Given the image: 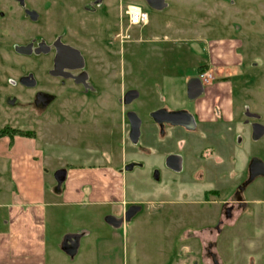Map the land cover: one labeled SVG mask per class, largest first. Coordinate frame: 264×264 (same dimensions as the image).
<instances>
[{
  "label": "rangeland",
  "instance_id": "obj_1",
  "mask_svg": "<svg viewBox=\"0 0 264 264\" xmlns=\"http://www.w3.org/2000/svg\"><path fill=\"white\" fill-rule=\"evenodd\" d=\"M65 1L67 5L59 17L75 25L74 42L80 45L81 38L76 39L78 28L88 29L95 19V28L103 31L119 13L113 3L140 6L147 13V24L130 26L126 33L128 40L125 38L127 41L118 49L116 65L95 74L99 95L88 93L59 101L49 113L51 122L42 120L37 126L0 114V128L9 124L34 129L41 146L53 134L56 142L51 150L59 159L50 161L52 167L62 164L59 168L65 170L66 164L79 166L93 161L92 150L102 155L103 149L110 153L112 140L119 134L116 126L122 111L135 112L141 120L139 139L132 143L124 132L122 150H126V161H139L143 167L123 170L121 182L116 179L114 183L116 192L122 187L128 207L132 202L139 206L138 212L124 222L128 264H134L132 255L143 253L157 260L159 248L165 255L163 264H175L176 259H185L187 264H212L206 255L209 241L215 242L213 251L220 264H264V177L256 178L246 187L244 197L250 203L241 215L216 230V226L213 228L217 219L216 201L224 197L203 196L204 190L212 188L215 181L166 172L161 165L164 143L156 146L152 143L157 148L155 155H148L146 150L137 151L136 155L128 153L129 148L147 149L149 112L156 106L162 90L179 100L186 81L196 75L199 66L208 63L209 43L234 39V50L227 49L231 51L229 61H238L233 53L238 52L241 57L237 66L240 72L230 74H233L234 142L228 153L220 145L217 149L222 158L231 157L236 184L243 179L241 175L249 159L257 157L264 161V137L253 140L238 125L244 112L254 114L255 120L264 123V0H164L166 6L160 9L143 4L142 0H103L104 10L101 8L96 18L82 9L90 0ZM163 78L166 79L162 81ZM164 83L165 89L161 87ZM130 86H136L141 94L130 104L121 105L120 89ZM169 107L173 104L169 103ZM66 116L71 117L67 120ZM123 125L126 130L124 113ZM105 163L118 172L121 170L117 157L111 161L106 157ZM157 166L160 180L151 175ZM89 207L90 222L101 220L95 214H102L105 209ZM138 241L142 248L139 251Z\"/></svg>",
  "mask_w": 264,
  "mask_h": 264
},
{
  "label": "flooded vegetation",
  "instance_id": "obj_2",
  "mask_svg": "<svg viewBox=\"0 0 264 264\" xmlns=\"http://www.w3.org/2000/svg\"><path fill=\"white\" fill-rule=\"evenodd\" d=\"M89 2L82 5V9L89 15L95 16L105 6L103 0ZM142 2L148 5L145 0ZM113 4L114 10H118L119 13L114 15L112 22L105 25L103 31L95 28V19L91 21L92 26L88 29L78 28L79 36L76 39L81 38L80 45L74 42L75 25L72 22H63L62 17H59L67 5L65 0H0V114L13 120L23 119L26 123L37 126L42 120H45V123L51 122L52 116L49 113L59 101L88 93L97 92L96 95H99L101 90L96 88L94 76L97 72L116 65L118 49L128 40L126 33L130 27L121 16L122 4L119 6ZM99 16L103 17L104 14ZM125 38L127 40H124ZM231 72L238 74L240 70L231 69ZM230 74L221 76L218 69L208 62L199 66L196 75L186 81L179 100L171 96L170 92L162 90L156 106L153 105L149 112L147 149L136 147L128 150L130 155H136L137 151L142 150H146L148 155H155L157 148L155 149L152 143L155 146L164 143L161 165L166 172L187 174L189 179L197 177L215 181L212 188L204 190L203 196L212 195L217 199L224 197L216 201L217 219L213 226V228L216 226L214 228L216 230L224 224H229L235 216L239 217L247 207V199L244 197L247 186L243 191H239L238 188L247 177L250 159L244 166L241 175L244 176L243 179L236 184L231 157L222 158L217 149L220 145L228 153L234 142L235 114L231 83L233 74ZM192 78H198L202 85L201 94L194 99H190L188 92V81ZM164 79L166 78L162 81ZM161 87L165 89L166 83ZM192 91L193 87L190 89V92ZM129 92H136L137 97L141 94L136 86L121 88L119 94L121 105H128L123 101ZM201 99L208 100L204 120L200 119L197 110ZM219 100L229 106L225 109ZM168 102L170 105L173 104V107H169ZM160 110L186 111L193 117L195 126L191 129L183 125H173L165 120L157 121L153 114ZM123 113L127 120V112L122 111L121 116ZM243 115V120L238 125L252 138V126L254 124L264 126V123L255 120V115L249 112H244ZM70 117L66 116L67 120ZM117 126L119 134H115L112 140L114 149L111 146L110 153L107 154L105 149L101 152L110 161L121 157L123 133L127 132L129 137L128 120L126 130H122L121 119ZM15 130L26 133L22 135L36 133L34 129H22L9 124H4L0 128V133L13 135L17 133ZM263 137L264 134L258 139ZM92 151L93 160L100 155L106 160L99 151ZM127 167H130L128 169L130 171L134 167H143V164L129 160L124 163L122 171H126ZM159 167H155L156 171L153 170L151 173L155 180H160ZM213 248L215 242L209 241L206 247L207 256L209 250L214 252Z\"/></svg>",
  "mask_w": 264,
  "mask_h": 264
},
{
  "label": "crops",
  "instance_id": "obj_3",
  "mask_svg": "<svg viewBox=\"0 0 264 264\" xmlns=\"http://www.w3.org/2000/svg\"><path fill=\"white\" fill-rule=\"evenodd\" d=\"M234 41L222 39L209 43L208 62L221 76L230 74L240 63L238 52L233 53L238 61L228 59L231 51L227 49L234 50ZM219 102L224 108L225 104L226 108L229 106ZM207 104L208 100L201 99L197 107L202 120L207 115ZM121 123L124 131L123 115ZM37 136V132L34 135L0 133V264H128L123 216L129 203L122 187L116 192L114 186L116 179L122 180L126 150L121 153L119 172L109 167L101 155L85 165L66 164L65 181L57 188L54 173L63 165L52 167L50 161L56 157L51 150L55 137L49 135L43 148ZM89 206L105 209L102 214H95L101 220L90 222ZM107 217L120 224H109ZM68 235L77 236V248L72 256L62 250ZM136 247L138 251L142 249L139 241ZM157 254V260L143 253L132 255L131 261L163 264L165 255L161 248ZM174 263L187 264L185 259H176Z\"/></svg>",
  "mask_w": 264,
  "mask_h": 264
},
{
  "label": "water",
  "instance_id": "obj_4",
  "mask_svg": "<svg viewBox=\"0 0 264 264\" xmlns=\"http://www.w3.org/2000/svg\"><path fill=\"white\" fill-rule=\"evenodd\" d=\"M145 1L148 3V5L156 9H160L166 6L164 0H145ZM191 87H193V91H192L193 93L190 92ZM188 92L190 99H194L201 94L202 85L198 78H192L188 81ZM135 98H137V93L129 92L125 96L123 103L129 104ZM153 116L157 121L165 120L171 122V124L173 125H183L191 129L194 128L195 126L193 117L186 111L165 112L163 110H160L155 112ZM162 116H164V118H162ZM126 117L129 123V139L132 143H136L138 141L140 134L141 120L133 111L127 112ZM252 130H253L252 138L254 140L260 138L264 134L263 125L254 124L252 126ZM129 168L130 167H127L126 170H128ZM263 176H264V162L257 157H252L248 164L247 177L245 181L242 183V185L239 186L238 190L243 191L244 188L248 186L250 183H252L256 178ZM65 178H66V170L60 169L54 173V179L56 181L57 188L61 186V184L65 181ZM138 210H139L138 205L129 206L127 210L124 212L123 221L127 222L128 220H130V218H132ZM106 222L115 226L120 224V221L114 219L113 217H107ZM76 248H77V236L76 235L66 236L62 244V250L66 254L72 256L74 255ZM209 257L211 259L212 264H220L216 253L209 250Z\"/></svg>",
  "mask_w": 264,
  "mask_h": 264
},
{
  "label": "built area",
  "instance_id": "obj_5",
  "mask_svg": "<svg viewBox=\"0 0 264 264\" xmlns=\"http://www.w3.org/2000/svg\"><path fill=\"white\" fill-rule=\"evenodd\" d=\"M121 16L125 18L128 26L145 25L148 20L147 13L140 6L136 5L122 6Z\"/></svg>",
  "mask_w": 264,
  "mask_h": 264
},
{
  "label": "trees",
  "instance_id": "obj_6",
  "mask_svg": "<svg viewBox=\"0 0 264 264\" xmlns=\"http://www.w3.org/2000/svg\"><path fill=\"white\" fill-rule=\"evenodd\" d=\"M15 132H17L18 134H26L25 132L19 131V130H15Z\"/></svg>",
  "mask_w": 264,
  "mask_h": 264
}]
</instances>
